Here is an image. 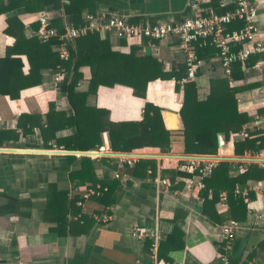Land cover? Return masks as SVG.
<instances>
[{
	"label": "crops",
	"instance_id": "1",
	"mask_svg": "<svg viewBox=\"0 0 264 264\" xmlns=\"http://www.w3.org/2000/svg\"><path fill=\"white\" fill-rule=\"evenodd\" d=\"M87 1L93 9H83L82 17L92 12L105 17L124 16L131 22H176L192 15V0ZM222 1L211 0L205 4L214 8L217 3L214 9L219 11L233 8L229 0ZM256 1L261 50L251 53L245 61L233 63L227 75L216 49L201 47L197 52L200 68L192 81L198 100H205L213 92H231L238 111L248 117L243 128L249 133L246 137L254 140L253 149H245L240 154L234 151V143L246 138L239 135V130L228 139L218 137L217 154H203L218 155L219 161L236 166L231 176L251 164L262 168L251 159L264 158V2ZM44 11L55 27L71 24L70 16L62 8L49 4ZM38 12L19 8L0 14V57L14 41L4 32L6 17L18 15L25 25L26 36L30 37L34 34L32 23L37 21ZM238 25L232 22L228 27ZM100 37L108 39L112 50L130 55V61L154 64L149 74L155 77L147 81L144 97L135 95L124 83L100 84L87 95L86 103L108 110L112 120L141 119L145 102L160 107L164 126L171 131L170 149L161 152L158 147H152L151 152H146L151 155L141 157L150 159L152 167H141L133 173L134 168L117 157L92 158L67 152L88 150L58 146L55 138L72 134L73 128L52 131L47 126L51 106L54 111L71 110L66 92L67 74L55 83L56 69L52 67L42 68L40 84L21 89L17 98L0 93V148L7 149L0 150V264H218L221 252L229 255L228 264H264V178L247 180L244 186L248 189L247 198L242 195L245 206L237 204L229 209L224 190L213 205H205L201 189L187 185L184 175L170 180V173L163 172L164 169L183 171L186 157L182 155H194L184 152L179 115L183 87L178 79L185 67L177 38L135 39L118 37L110 31H103ZM71 44L75 47L73 41ZM146 46L148 51L144 49ZM19 57L22 72L26 74L29 63L25 55ZM115 60L108 59L105 64L108 71L121 68L122 60ZM63 69L66 70L64 66ZM99 71V64L82 66L76 89L86 91L90 78ZM25 80L19 77V82ZM15 133L17 139L12 138ZM105 139L108 140L106 132L102 143ZM259 144L260 148L254 150ZM68 156L74 157L69 160ZM85 157L92 160L96 179L117 178L120 183L111 194L110 205L104 207L91 197L82 203L76 202L80 208L77 214H74V205L67 208L69 211L63 214L62 220L66 229L58 232L55 210L47 204L52 192L50 186H54L53 191H66L68 199L80 193V187L72 188L69 172L79 168ZM221 193L226 194V200L220 199ZM211 197L209 189L206 200ZM66 204L62 209H66ZM105 215L107 220L103 219ZM229 219L236 221V231L231 240H226L220 226Z\"/></svg>",
	"mask_w": 264,
	"mask_h": 264
},
{
	"label": "trees",
	"instance_id": "2",
	"mask_svg": "<svg viewBox=\"0 0 264 264\" xmlns=\"http://www.w3.org/2000/svg\"><path fill=\"white\" fill-rule=\"evenodd\" d=\"M49 4H53L58 9L62 8L64 13L70 16L69 23L74 26L83 23V9L86 8L89 11L93 9V5H90L87 0H70L68 2L62 0H7L6 3L0 0V14L19 8H24L26 12L42 11ZM214 5L216 7L217 3ZM217 11L224 12L225 10ZM32 25L35 28L34 34L27 37L24 31L25 25L18 15L12 14L6 17L4 32L14 41L7 47L5 54L0 57L1 94L17 98L21 89L40 84L39 72L42 68L57 69L64 66L67 70L66 92L71 110L68 113L54 111L51 106L47 114V126L52 131L73 128V132L68 136L56 137L55 141L58 146L69 150L95 149L102 144L103 133L106 132L109 146L114 151L151 152L152 147H158L161 152L169 151L171 131L164 126L160 107L145 102L141 119L112 120L108 110L86 103L87 95L94 92L100 84L111 86L115 83H124L132 88L135 95L144 97L147 81L155 77L149 74L154 64L145 63L143 60L133 62L130 61V55L112 50L109 47L108 39L100 37L103 31H87L75 37L73 40L75 47L72 48V44L69 46V59L63 60L57 51L52 49L60 42L59 37L53 36L42 40L37 35L39 22L36 21ZM57 27L60 32L64 31L65 27L62 24ZM200 49L201 47L197 48V52ZM20 55H25L29 63V70L26 74L22 72L23 63ZM108 59H121V68L112 72L108 71L109 69L105 68ZM98 64L101 71L90 78L87 90L78 91L76 86L81 78L80 68ZM20 76L26 80L19 82ZM192 81L180 84L183 87V103L179 109V115L183 125L184 152L217 154L219 149L217 133L225 132L224 139H228L231 133L238 132L243 128L248 117L238 111L231 92H226L227 94L213 92L205 100H198L195 84ZM17 137L16 133L12 134L13 139H17ZM253 141L246 137L235 142L234 151L237 154L243 153L245 149L252 148ZM260 146L261 144L257 145L258 148L254 150H258ZM71 157L68 156L69 160ZM151 162L150 159H138V163L131 166L134 168L132 172L137 173V169L141 167L151 168ZM236 168L228 161H219L212 169L211 174L204 178V188L201 189L200 195L206 201L205 205L207 203L213 205L219 198L220 191L224 190L227 194L229 209L237 204L241 207L245 206L244 197L241 194L234 195L235 186L242 189L249 179H263L264 169L251 164L241 173L231 176L230 172ZM92 171V160L85 157L81 160L79 168L69 172L72 188H81V192L70 199H68L66 191H53L55 190L54 186H50L52 192H50L47 204L53 205L55 210L58 232L66 229L65 221L62 220L63 214L69 211L67 208L74 205V214L80 212V208L76 206L78 200L82 203L83 200L95 197L104 207L112 203L111 194L120 183L119 179L116 178L112 181L96 179ZM163 172L170 173V180H173L176 175H184L183 180H185L195 173V171L187 172L176 169H164ZM89 189H93L97 194H89L84 198L83 194ZM209 189L212 191V197L210 200H206ZM66 202V209H62V205Z\"/></svg>",
	"mask_w": 264,
	"mask_h": 264
},
{
	"label": "built area",
	"instance_id": "3",
	"mask_svg": "<svg viewBox=\"0 0 264 264\" xmlns=\"http://www.w3.org/2000/svg\"><path fill=\"white\" fill-rule=\"evenodd\" d=\"M211 0H192V15L180 21H156V22H131L124 16L97 15L85 13L83 23L74 26L66 25L63 32H60L50 22L49 14L42 10L37 14L39 28L37 35L42 40L50 37H59L60 42L55 46L59 57L67 60L70 57L69 46L75 37L86 33L87 31H110L118 37H127L135 39H155L164 40L170 36H175L178 42V48L182 53L185 71L178 79L179 84L193 80L200 68V59L197 55V48L213 46L216 49L220 63L225 74L229 75L231 66L235 62L245 61L251 53L259 52L262 48L260 31L257 24L258 5L256 0H229L233 8L224 12H218L213 7L205 4ZM264 2V0H263ZM221 3L223 1L221 0ZM232 22L239 23L237 28H229ZM66 70L58 67L54 74L55 83H58L66 77ZM239 135L246 137L248 131L243 128ZM117 153H146L144 151H114L110 148L108 140L100 144L95 149H90L87 156L98 158L103 155L117 157L120 161L131 167L142 156L135 154H112ZM216 156V157H214ZM218 155L194 154L187 157L182 164L183 170L193 172L186 180L189 186H196L199 189L204 188V178L209 176L212 169L220 160ZM260 167L264 169V158H252ZM240 168H243L240 166ZM235 194H241L247 198L248 189L235 187ZM89 194H97L93 189H89L83 194L86 198ZM221 200H226V194L221 193ZM80 203V202H79ZM107 215L103 216L107 220ZM223 239L231 240L236 231V221L229 219L220 226ZM218 247H220L218 245ZM220 262L218 264H228L229 255L226 252L220 253Z\"/></svg>",
	"mask_w": 264,
	"mask_h": 264
},
{
	"label": "water",
	"instance_id": "4",
	"mask_svg": "<svg viewBox=\"0 0 264 264\" xmlns=\"http://www.w3.org/2000/svg\"><path fill=\"white\" fill-rule=\"evenodd\" d=\"M145 51H148V46H146L145 48ZM219 136H225V132H218L217 133V137ZM0 150H7L5 148H0ZM63 152H66V151H63ZM67 152H70V153H83V154H87L88 151H67ZM112 154H135V155H140V156H147V155H151L152 153H117V152H113ZM183 157H192L193 155H182ZM216 157V156H214Z\"/></svg>",
	"mask_w": 264,
	"mask_h": 264
}]
</instances>
